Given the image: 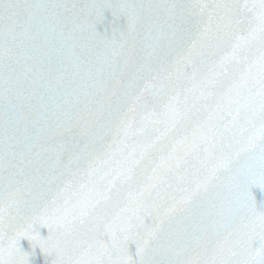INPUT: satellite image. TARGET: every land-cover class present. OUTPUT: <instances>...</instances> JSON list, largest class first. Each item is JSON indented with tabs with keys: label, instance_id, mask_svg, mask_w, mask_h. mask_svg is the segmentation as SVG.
I'll return each instance as SVG.
<instances>
[{
	"label": "snow or ice",
	"instance_id": "6c2138e0",
	"mask_svg": "<svg viewBox=\"0 0 264 264\" xmlns=\"http://www.w3.org/2000/svg\"><path fill=\"white\" fill-rule=\"evenodd\" d=\"M254 188L264 0H0V264H264Z\"/></svg>",
	"mask_w": 264,
	"mask_h": 264
},
{
	"label": "water",
	"instance_id": "95a60500",
	"mask_svg": "<svg viewBox=\"0 0 264 264\" xmlns=\"http://www.w3.org/2000/svg\"><path fill=\"white\" fill-rule=\"evenodd\" d=\"M253 193L256 196V199H257L258 202L264 201V193H262L259 188H254L253 189ZM41 234L44 235V236H47V229H42L41 230ZM21 247L23 248V250L25 252H30L31 251L29 243L26 240L21 241Z\"/></svg>",
	"mask_w": 264,
	"mask_h": 264
}]
</instances>
